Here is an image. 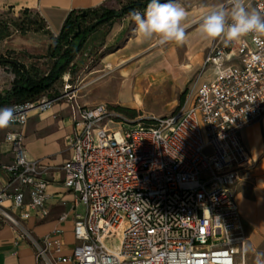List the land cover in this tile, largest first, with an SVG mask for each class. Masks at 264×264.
Segmentation results:
<instances>
[{
  "label": "built area",
  "instance_id": "1",
  "mask_svg": "<svg viewBox=\"0 0 264 264\" xmlns=\"http://www.w3.org/2000/svg\"><path fill=\"white\" fill-rule=\"evenodd\" d=\"M252 4L264 15V0ZM257 39L264 45L254 34L214 42L202 64L214 79L194 89L186 108L147 126L109 127L108 106L79 105L70 85L12 106L11 125L23 127L29 110L72 101L75 132L62 185L84 211L74 215L67 253L61 230L37 237L26 228L31 216H47L50 181L47 168L27 158L23 133H9L14 161L0 164L7 179L0 184V230L9 227L27 243L34 264H244L234 185L251 162L240 134L264 115V60L256 59L264 58V46Z\"/></svg>",
  "mask_w": 264,
  "mask_h": 264
},
{
  "label": "crops",
  "instance_id": "2",
  "mask_svg": "<svg viewBox=\"0 0 264 264\" xmlns=\"http://www.w3.org/2000/svg\"><path fill=\"white\" fill-rule=\"evenodd\" d=\"M122 1L0 0V12L10 11L24 17L33 16L41 25L39 30L33 28L24 32L16 30L14 34L1 37L0 55L6 57L11 53L15 56V60L26 68L39 70L44 64L53 62L47 57L51 38L59 35L70 12L99 7L118 10ZM175 3L186 10L185 27L198 21L214 7L225 6L227 9V0H177ZM251 4L252 0L245 4V7L250 11L254 9ZM196 28L199 26L188 31ZM135 29L136 24L130 15L114 20L102 47L103 50L111 49L107 50L108 54L104 60L110 58L112 61L114 58H119L122 59L121 62L131 61L148 49H157L152 60L148 59V55L139 57L136 65H131L122 71L120 78L123 79L122 85L126 82L124 85L125 94L129 95L133 89L130 77L136 76L135 83L138 84L141 80L153 77L154 69H163L167 77H172L174 81L181 84L193 79L194 89L200 84L214 79L211 68L202 72L204 57L214 40L205 39L200 33V28L190 37H186L182 44L169 42L164 45H160L156 38L144 40ZM159 49L168 50L162 56ZM175 65L180 66L176 76ZM185 65H189L190 69H185ZM196 66L197 69H195ZM135 67H139V70H135ZM207 72L209 74L204 77ZM155 78L153 82L164 79L162 76ZM13 80L12 71L8 67L0 65V96L11 89ZM131 97L130 99L134 100V93ZM76 102L83 107L98 105L96 101L92 100L79 101L76 98ZM71 106L72 101L63 100L53 103L44 111L31 109L28 111L27 121L23 127L10 125L0 129V164H11L14 161L11 146L5 141V136L21 131L27 158L39 161L47 168V176L50 181L46 203L48 214L44 218L35 214L29 218L25 225L37 237L49 235L56 229L61 230L66 246L65 253L74 243L72 236L74 215L82 214L84 211L81 205L74 208V195L62 185L61 167L71 157L70 138L75 132ZM240 139L251 162L239 171L234 191L247 241L246 248L251 251H261L259 264H264V115L250 128L243 131L240 134ZM6 182L5 174L0 171V184L4 185ZM65 213L68 215L67 219L64 222H59L60 216ZM0 264H34V255L30 246L23 241H16L15 232L9 227L0 230Z\"/></svg>",
  "mask_w": 264,
  "mask_h": 264
},
{
  "label": "rangeland",
  "instance_id": "3",
  "mask_svg": "<svg viewBox=\"0 0 264 264\" xmlns=\"http://www.w3.org/2000/svg\"><path fill=\"white\" fill-rule=\"evenodd\" d=\"M131 1L136 0H123L120 2L119 9ZM248 1L249 0H245L244 3L247 4ZM228 2L229 0H227V10L230 12L231 5ZM201 18L186 26V32L189 29L199 26ZM29 20L36 21L33 16L24 17L10 11L0 12V38L9 34H14L19 28L26 29V27L29 26L27 23ZM96 20V17H90L87 19L86 25H94ZM37 25L40 24L37 23ZM110 28L111 25H100L87 35L82 49L69 64L66 72L61 75L51 90L46 92L42 97L52 98L61 94L65 85H70L76 92L77 100H92L96 101L98 104H106L110 111V120L113 122L109 124V127L114 129L116 128V124H120L122 128H130L137 124L144 125L150 118L175 115L190 105L195 86L193 83L194 80L191 79L189 82L181 84L174 81L172 77H167L163 69H154L155 73L153 77L141 80L138 84L135 83L137 79L136 76L133 78L130 77V79H132L131 85L133 89L129 95L125 94L124 85L126 82L122 85L123 79L120 78L122 71L129 68L131 65H136L139 57L148 55V59L152 60L155 55L154 52L157 49H148L131 61L121 62L120 60L122 59L119 58H114L112 61L110 58L104 60L105 56L108 54L107 50H111L102 49L105 37L109 33ZM199 28L188 31L186 37L193 35ZM214 42L217 41L214 40ZM159 50L163 56L168 49ZM6 56H8L9 59H15V56L11 53ZM51 63L53 65V62L46 63L37 71H39L40 74L47 73L52 67ZM108 66H110V69H108ZM136 69L139 70V67H135V70ZM175 69L176 76L177 72L180 70V66L175 65ZM185 69H190V66L185 65ZM195 69H197V66ZM208 74L207 72L204 77ZM156 76H162L164 79L162 81L153 82ZM133 93L140 96V104L130 99ZM205 153H207V150H205ZM118 245V240H113L110 243L112 249H117ZM260 260L261 251H251V249L246 248L244 264H258Z\"/></svg>",
  "mask_w": 264,
  "mask_h": 264
},
{
  "label": "clouds",
  "instance_id": "4",
  "mask_svg": "<svg viewBox=\"0 0 264 264\" xmlns=\"http://www.w3.org/2000/svg\"><path fill=\"white\" fill-rule=\"evenodd\" d=\"M229 4L230 12L225 6H217L202 16L199 27L205 39L224 37L227 44L249 34L264 36V15L255 9L248 10L244 0H229ZM130 16L136 24L137 34L146 41L156 38L160 45L185 41L187 13L175 0H149L143 13L132 11ZM256 42L264 46L259 39ZM256 59L264 60L262 57ZM14 119L15 109L0 108V129L9 127Z\"/></svg>",
  "mask_w": 264,
  "mask_h": 264
},
{
  "label": "trees",
  "instance_id": "5",
  "mask_svg": "<svg viewBox=\"0 0 264 264\" xmlns=\"http://www.w3.org/2000/svg\"><path fill=\"white\" fill-rule=\"evenodd\" d=\"M164 0H161L163 2ZM149 0L131 1L119 10L104 7L85 11H72L66 17L61 31L57 37L51 38L47 57L53 60V65L45 74L33 68H26L15 59L0 55V65L8 67L14 74L12 87L0 96V108H11L14 105L34 102L40 99L64 74L77 53L82 49L87 35L100 25H111L114 20L130 15L132 11L146 9ZM96 17L94 25H86L88 18ZM26 30L41 29L37 21L29 20ZM40 24V23H39ZM149 125V122L144 126Z\"/></svg>",
  "mask_w": 264,
  "mask_h": 264
},
{
  "label": "bare ground",
  "instance_id": "6",
  "mask_svg": "<svg viewBox=\"0 0 264 264\" xmlns=\"http://www.w3.org/2000/svg\"><path fill=\"white\" fill-rule=\"evenodd\" d=\"M110 69V68H108ZM129 85V84H128ZM130 87V86H129ZM134 100L137 104H140L141 103V100H140V96L138 94H134Z\"/></svg>",
  "mask_w": 264,
  "mask_h": 264
},
{
  "label": "water",
  "instance_id": "7",
  "mask_svg": "<svg viewBox=\"0 0 264 264\" xmlns=\"http://www.w3.org/2000/svg\"><path fill=\"white\" fill-rule=\"evenodd\" d=\"M164 2V1H163Z\"/></svg>",
  "mask_w": 264,
  "mask_h": 264
}]
</instances>
